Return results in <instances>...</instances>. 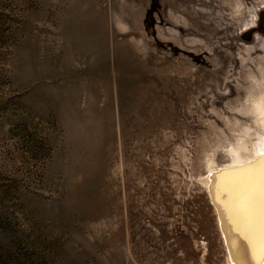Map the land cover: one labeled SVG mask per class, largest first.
Instances as JSON below:
<instances>
[{
  "label": "rangeland",
  "instance_id": "rangeland-1",
  "mask_svg": "<svg viewBox=\"0 0 264 264\" xmlns=\"http://www.w3.org/2000/svg\"><path fill=\"white\" fill-rule=\"evenodd\" d=\"M263 94L264 0H0V264H232Z\"/></svg>",
  "mask_w": 264,
  "mask_h": 264
},
{
  "label": "bare ground",
  "instance_id": "bare-ground-1",
  "mask_svg": "<svg viewBox=\"0 0 264 264\" xmlns=\"http://www.w3.org/2000/svg\"><path fill=\"white\" fill-rule=\"evenodd\" d=\"M250 109L256 115L257 124L264 127V94L252 101ZM262 153H264V136L250 145L245 142L238 143L232 150L230 164L226 166L218 168L212 162L207 163L209 176L204 179V183L217 212L220 229L229 251V261L232 264H252L251 252L247 242L241 236L240 229L244 226L245 220L232 191L229 178L218 177L217 174L249 164L257 160ZM253 226L258 228V215L253 218Z\"/></svg>",
  "mask_w": 264,
  "mask_h": 264
},
{
  "label": "snow or ice",
  "instance_id": "snow-or-ice-1",
  "mask_svg": "<svg viewBox=\"0 0 264 264\" xmlns=\"http://www.w3.org/2000/svg\"><path fill=\"white\" fill-rule=\"evenodd\" d=\"M245 220L240 229L251 252L252 264H264V153L257 160L236 169L224 170ZM258 215V228L253 218Z\"/></svg>",
  "mask_w": 264,
  "mask_h": 264
}]
</instances>
